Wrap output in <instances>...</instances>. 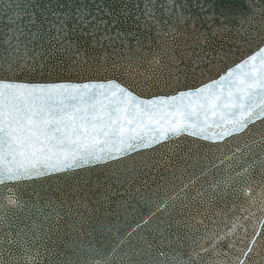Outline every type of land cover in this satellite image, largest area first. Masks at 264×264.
I'll list each match as a JSON object with an SVG mask.
<instances>
[{"label":"snow or ice","instance_id":"1","mask_svg":"<svg viewBox=\"0 0 264 264\" xmlns=\"http://www.w3.org/2000/svg\"><path fill=\"white\" fill-rule=\"evenodd\" d=\"M244 25L254 52L188 83L228 28L210 36L185 0H0V264H264V0H250ZM97 47L99 63L87 56ZM50 62L95 75L34 80ZM93 169L104 179L78 175ZM61 176L77 183L33 188L40 203L17 195ZM117 196L155 207L125 238L119 220L90 222ZM32 209L40 224L24 223ZM161 210L175 217L152 222ZM74 215L79 227H67L92 238L49 248Z\"/></svg>","mask_w":264,"mask_h":264},{"label":"water","instance_id":"2","mask_svg":"<svg viewBox=\"0 0 264 264\" xmlns=\"http://www.w3.org/2000/svg\"><path fill=\"white\" fill-rule=\"evenodd\" d=\"M185 3L188 5L189 12L197 17V27L202 26V30L207 32L210 36L212 31L221 25L223 22L227 25L228 31L218 33L216 36L212 37L214 43L211 47L206 46V51L208 52V58L212 60L210 66L205 67L201 65L202 68H205L203 74L201 75L199 71L196 73L195 79H190L188 83H198L206 82L209 78H215L217 74H222V70L226 69L229 66H232L234 62H238L242 58H246L247 55L252 54L256 49V45L259 44V40L255 39L254 32L251 30L245 31L248 28V25H244L243 28L240 26L241 15L244 11L247 10V5L250 3V0H185ZM256 3H259V0H256ZM197 5H202L203 10ZM229 17L228 20L224 19V15ZM234 17V18H233ZM131 21H129V24ZM127 27V25H126ZM136 29L133 28V31ZM154 35V33H152ZM134 43V41H133ZM87 47V46H86ZM107 51L111 53V49L108 48ZM104 50L99 47L95 51H92L91 48H88L87 56H95L97 63L103 58ZM78 75L80 77L95 75L91 72H79L71 70V65L69 63L64 64H50L44 68H37L35 72L31 74L34 80H43V81H52L56 79L70 78L74 81L77 80ZM101 75H108V73H101ZM155 91V90H153ZM162 91H169L164 89ZM201 163L206 164V161H201ZM218 163V162H217ZM79 176L83 177L85 175L89 176L92 181H96L98 178L103 180L104 173L100 169H93L91 172L80 171ZM140 181L148 179L147 177H140ZM66 182L68 186L74 185L77 183L76 179H68L67 177H58L54 179H44L37 181L34 185H31V182L20 185L18 187L17 195H20L22 199L28 201L29 203H40L36 200V194L33 192V188L39 192L40 196L45 195V189H48L53 195H60L61 192L57 189L66 190ZM150 186L151 182H149ZM49 185H52L49 188ZM139 186V181L132 186V191L134 192L135 188ZM178 191V188L175 190ZM6 189L0 187V202L3 201V197L6 195ZM173 191H169L168 195H173ZM80 194L77 193V196ZM89 195H91L89 193ZM163 195V193H161ZM154 198H159L155 197ZM95 199V198H93ZM124 199L128 200V207L125 208L123 205H118L117 201ZM178 203V202H177ZM42 206V205H41ZM95 205H90L89 207H94ZM108 214L105 215V208H100L99 212L91 213L92 224H104L116 223L119 220L120 224V235L122 238L127 236L128 232H132L137 223L143 222V220L148 219L152 212H155L154 205L144 203L139 201L137 198H130L128 196H117L112 197V202L106 205ZM13 211L17 213L20 217H24L26 212L19 209L10 210L9 215L13 214ZM34 214L31 219H25V224H30L32 221H35L36 224H40L41 217L39 212H36L34 209L31 210ZM83 211V209H81ZM115 213V215L113 214ZM89 213H85L84 219H88ZM175 217V212L170 210L168 213H165L163 210L157 213L153 217L152 222L160 223L163 220H167ZM79 216H73L71 220L61 221L60 230L54 231L49 234L50 238L45 239V244L49 248L55 247L58 250H64L68 244L73 242H87L92 237L87 235L90 229L85 228L83 232L77 234L73 231L72 228L67 227V224H73L76 227H79L76 224V221L79 220ZM218 220H223L222 217H217ZM228 219H231V214H229ZM223 228L224 223L218 225ZM230 227V225H228ZM45 231H47V225L45 226ZM139 230H137L138 232ZM137 232H133V237L137 235ZM95 233H93V236ZM148 239H152V236L145 231L143 233ZM115 242V241H113ZM155 242H158V238Z\"/></svg>","mask_w":264,"mask_h":264}]
</instances>
